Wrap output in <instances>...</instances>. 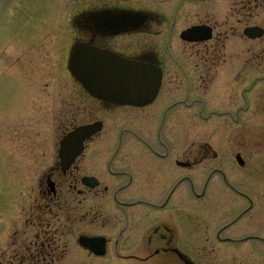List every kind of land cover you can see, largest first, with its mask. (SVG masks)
I'll return each mask as SVG.
<instances>
[{
    "label": "flooded vegetation",
    "instance_id": "flooded-vegetation-1",
    "mask_svg": "<svg viewBox=\"0 0 264 264\" xmlns=\"http://www.w3.org/2000/svg\"><path fill=\"white\" fill-rule=\"evenodd\" d=\"M96 1L77 0L67 20L72 34L67 69L78 47L96 62L112 54L132 66L158 69V94L150 105L133 107L96 100L79 86L78 107L57 112L58 139L37 131L40 139L35 140L28 134L31 140L20 144V154L27 144L45 150L26 159V171L35 163L37 170L20 172L24 187L11 186L7 204L0 208V264H264V123L252 114L247 165L234 134L225 141L236 149L227 157L232 164L219 160L225 157L202 132L199 139L181 141L164 136L172 109L184 132L185 121L194 120L204 132L208 118L230 117L238 125L235 117L242 108L238 105L233 113L209 109L207 85L227 61L224 53L240 46L249 53L251 77L239 94L245 108L260 110L253 98L255 70L263 66L264 73V0ZM193 28L196 33H189ZM249 29L253 38L244 34ZM237 39L240 45L233 42ZM193 57L197 62H186ZM258 79L264 83L263 74ZM234 81L239 83L238 77ZM163 89L169 101L159 108L162 122L151 125L157 110L149 107ZM224 95L228 107L239 98L238 92ZM94 124L100 125L99 132L61 147L67 134ZM104 133L106 139H96ZM10 158H19L17 152ZM229 164L247 172L249 191L227 179ZM10 169L14 173V166ZM208 174L219 175L244 201L239 205L233 200L234 208L242 207L214 232L206 223L192 221L191 202L208 207ZM245 216L247 230L237 228ZM223 245L232 247L226 256Z\"/></svg>",
    "mask_w": 264,
    "mask_h": 264
},
{
    "label": "rangeland",
    "instance_id": "rangeland-1",
    "mask_svg": "<svg viewBox=\"0 0 264 264\" xmlns=\"http://www.w3.org/2000/svg\"><path fill=\"white\" fill-rule=\"evenodd\" d=\"M88 1L90 0H81V4H87ZM98 2L100 0L96 1ZM76 3L77 0H0V208L7 204L11 186L15 184L16 188L24 187L25 178L20 176V172L26 171L25 162L27 160L29 162L31 155H39L40 151L45 150L35 147L34 144H27L22 145L20 154V144L31 140L28 138L29 133L33 135V139H40L35 137L37 131L40 136L46 133L45 138L55 139V134L58 132L56 127L59 123L57 115L59 109L71 113V108L78 107L77 104L82 102L81 89L70 78L67 69L72 40L67 20L77 7ZM82 7L79 4L78 8ZM233 42L240 45L242 41L237 39ZM239 48L237 52L224 53L223 59L227 61L212 74V81L207 85L209 98H211L209 109L233 113L236 111L233 109L238 105L242 108L239 115L235 117L238 125L233 126L234 118L231 120L230 117L208 118L203 132V126L193 119L196 122L185 121L186 131L184 132L179 127L182 125L178 121L179 113L172 109L167 114L164 136L167 139L181 141L189 136L192 139L198 138L202 132L204 139L213 146L214 150H217L219 156L225 157V159L220 157V161H228L232 164L233 162L227 157L234 155L237 149L247 165L248 141L252 131L249 126H252L255 116L257 123H264V116L261 115L264 113V83L258 79L259 74L264 75V73L263 66L255 70L256 94L253 100L260 110H254L251 106L250 109L245 108L247 106L240 97L239 90L247 89L249 77H251L248 73L249 53L241 51V46ZM185 59L190 64L197 62L194 57ZM236 77L239 83L234 81ZM229 91L235 94L238 92L239 96L231 107L227 106L226 100H222L225 97L224 94ZM168 101L169 96L163 89L156 102L149 107L154 112L157 110L154 120L149 121L151 125L162 122L159 108ZM248 102H250L249 98ZM127 112L140 114L135 110H127ZM193 113L194 111L190 116L194 117ZM87 117L88 115L85 114L84 120ZM97 117L110 122L105 115L98 114ZM172 129L175 130L171 131ZM233 134L239 139L236 149L231 147L232 145L225 144V141L232 139ZM106 138L104 133L96 139ZM31 147L35 150H31ZM16 152L19 158L13 161L10 155ZM231 164L228 166L229 170L228 168L225 170L227 179L232 181L238 189L244 192L249 191L247 172L233 168ZM13 166L14 173L10 169ZM38 166L39 164L35 163L26 172L37 170ZM211 175H207L209 183L205 200L208 207L191 202V208L192 221L198 226L204 222L211 228V232H214L242 207L234 208L233 200H236L239 205L244 201L220 182L219 175ZM246 225L247 216L241 218L235 226L247 230ZM231 251L230 245L221 246L222 255L226 256Z\"/></svg>",
    "mask_w": 264,
    "mask_h": 264
},
{
    "label": "water",
    "instance_id": "water-1",
    "mask_svg": "<svg viewBox=\"0 0 264 264\" xmlns=\"http://www.w3.org/2000/svg\"><path fill=\"white\" fill-rule=\"evenodd\" d=\"M195 29L197 28H193L189 33L195 34ZM252 31L246 30L244 34L252 38L250 35ZM81 54L78 48L70 61L69 71L77 77L89 95L99 100H112L122 105L130 104L137 107L146 106L155 98L160 78L154 71L150 73L146 66L131 68V65L119 62L115 58L108 59L107 62H103V59L96 62ZM77 73H80L83 79H80ZM98 130L97 125L82 127L64 140L81 142Z\"/></svg>",
    "mask_w": 264,
    "mask_h": 264
}]
</instances>
